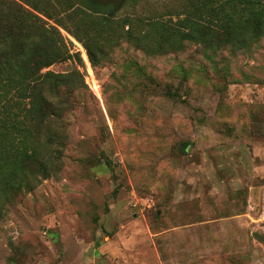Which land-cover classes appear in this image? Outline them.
<instances>
[{
	"label": "rangeland",
	"instance_id": "obj_1",
	"mask_svg": "<svg viewBox=\"0 0 264 264\" xmlns=\"http://www.w3.org/2000/svg\"><path fill=\"white\" fill-rule=\"evenodd\" d=\"M201 1L127 0L105 18L0 0L2 25L38 14L81 59L43 69L70 75L60 115L31 126L48 174L0 176V264H264V34L154 41V19L176 26Z\"/></svg>",
	"mask_w": 264,
	"mask_h": 264
},
{
	"label": "trees",
	"instance_id": "obj_2",
	"mask_svg": "<svg viewBox=\"0 0 264 264\" xmlns=\"http://www.w3.org/2000/svg\"><path fill=\"white\" fill-rule=\"evenodd\" d=\"M126 4L127 0H73L70 7L112 18ZM31 7L53 17L37 4ZM181 14L184 16L176 26L154 19L160 28L154 41L164 45L173 38L179 39L178 43L188 39L218 49L226 44L241 47L264 34V0H202ZM22 21L12 26L0 23V176L8 184L22 173L48 174L36 150L39 133L31 126L44 125L50 117L60 115L56 92L70 82V75L43 69L68 59L81 62L78 51L71 52L56 26L29 11L24 12ZM84 46L94 64L90 49ZM82 56L88 62L84 50ZM71 75L81 78L78 70Z\"/></svg>",
	"mask_w": 264,
	"mask_h": 264
}]
</instances>
